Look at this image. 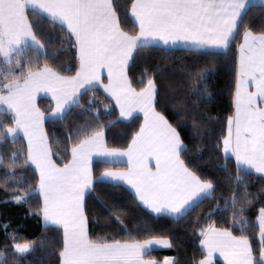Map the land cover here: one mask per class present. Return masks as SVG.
I'll return each mask as SVG.
<instances>
[{
	"label": "snow or ice",
	"instance_id": "1",
	"mask_svg": "<svg viewBox=\"0 0 264 264\" xmlns=\"http://www.w3.org/2000/svg\"><path fill=\"white\" fill-rule=\"evenodd\" d=\"M253 6L250 0H132L128 18L138 31L130 35L120 26L114 0H0V76L11 77L0 83V115L10 114L14 121L6 135L23 133L27 138V161L39 173L36 191L43 202L40 215L46 226L63 229L61 264H158L145 260V255L154 245L172 247L167 239L108 242L90 237L84 200L93 188V156L102 157V163L127 157L126 171H104L97 182L113 186L126 183L139 202L157 214L180 216L212 194V182L202 180L181 159L185 146L176 128L156 111L154 79L149 78L137 91L126 70L134 53L149 45L184 42L194 50L228 49ZM260 6L264 7V0ZM29 13L40 17L37 24L50 20L66 29L78 51L79 67L74 76L61 75L48 64L25 72L20 59L13 61V55L19 57L26 49L47 56ZM242 41L238 45L234 115L227 120L223 151L234 156L238 171L264 174V107L260 106L264 104V32L255 34L246 29ZM13 63L21 68L19 76L11 67ZM102 69H107L108 78L103 90L119 106L120 116L131 119L138 111L143 113L144 122L126 151L107 148L104 132L96 131L79 140L71 148V159L59 166L52 160L43 128L45 116L34 104L35 93L51 92L55 101L51 118L62 119L79 102L81 89L101 86ZM150 158L155 159V170L148 167ZM12 199L20 203L23 198L16 195ZM255 226L259 229L258 261L248 235L235 236L210 224L200 233L208 255L199 264H211L214 252L227 264H264V207L258 211ZM12 240L15 254L23 256L33 249V243L15 242L16 237ZM3 260L0 253V262ZM164 264L179 262L166 258Z\"/></svg>",
	"mask_w": 264,
	"mask_h": 264
},
{
	"label": "trees",
	"instance_id": "2",
	"mask_svg": "<svg viewBox=\"0 0 264 264\" xmlns=\"http://www.w3.org/2000/svg\"><path fill=\"white\" fill-rule=\"evenodd\" d=\"M131 2L114 0V7L122 30L134 35L136 26L128 18ZM29 15L47 56L26 49L19 57L13 55V61L20 59L25 72L29 67L35 70L48 64L63 74H74L77 53L66 29L50 20L37 24L40 17ZM245 29L254 33L264 31V7H251L236 38L225 51L147 46L134 53L127 68L132 87L139 91L149 78L154 79L155 109L180 134L185 146L181 159L202 180L211 181L214 190L198 206L173 218L147 211L121 184L113 186L95 180L84 200L92 239L111 242L163 237L172 247L152 251L148 257L161 259L171 255L179 264H198L204 255L200 233L211 224L235 235H248L254 259L258 261L260 244L255 223L259 209L264 207V176L248 170L247 174L238 171L233 157L222 151L227 120L233 112L236 51ZM54 35L62 45L58 56L48 50ZM53 59L62 66L55 65ZM3 67L6 72L8 66ZM11 67L19 76L21 68L14 63ZM9 79L11 77L0 76V83H7ZM78 100L62 119L47 118L43 123L52 159L59 166L70 160L71 148L79 140L96 131L104 132L107 147H128L142 123L140 115L126 121L120 119L112 100L98 87L84 90ZM51 104L49 99H38V106L45 113L50 111ZM9 127H14L11 115H0V133L4 134L0 135V253L4 257L0 264H60L62 230L42 224L41 196L36 191L38 175L27 161V147L21 133L16 137L8 136ZM124 167L125 164L96 160L92 171L96 177L106 168ZM16 195L22 196L20 203L12 199ZM12 237H16L15 242L33 243L31 252L23 256L15 254ZM215 264L221 263L216 261Z\"/></svg>",
	"mask_w": 264,
	"mask_h": 264
},
{
	"label": "crops",
	"instance_id": "3",
	"mask_svg": "<svg viewBox=\"0 0 264 264\" xmlns=\"http://www.w3.org/2000/svg\"><path fill=\"white\" fill-rule=\"evenodd\" d=\"M250 3H252V4H254V5H260V0H250ZM59 24V23H58ZM60 25V24H59ZM61 26V25H60ZM246 30V29H245ZM244 30V31H245ZM138 31V28L136 27V32ZM243 31V32H244ZM264 32V31H263ZM255 34H260V33H255ZM242 37H243V33H242V36H241V39H240V42H239V44L240 43H242L243 41H242ZM238 44V45H239ZM149 46H152V45H149ZM157 47H163V48H186V49H193L192 48V46L190 45V44H188V43H184V42H180V43H177V44H175V45H172V44H169V45H163V44H160L159 46H157ZM75 50H76V53H77V59H78V51H77V49L75 48ZM194 50V49H193ZM200 50H202V51H214V52H222V51H225V49H220V48H212V47H208V48H204V49H200ZM238 58H239V52H238V47H237V51H236V64H235V80H234V93H235V84H236V71H237V66H238ZM130 63V62H129ZM78 67H79V63H78V61H77V69H76V71L78 70ZM54 69V68H53ZM56 70V69H55ZM56 71H58V70H56ZM127 71V70H126ZM61 75H64V76H74L75 75V73L74 74H72V75H70V74H63V73H61L60 71H58ZM101 86H98V88H100L101 90H102V92L103 93H105L111 100H112V102L114 103V105H115V107L117 108V110H118V113H119V118L120 119H122V120H129V119H125V118H123V117H121L120 116V110H119V106H117L116 105V103H115V100L112 98V97H110L106 92H104V90H103V85H106L107 83H108V78H107V69H102L101 70ZM250 90L251 91H254L255 89L254 88H251L250 87ZM84 90L83 89H81V92H83ZM39 98H46V99H49L50 101H51V109H50V111L48 112V113H45V112H43L41 109H40V107L38 106V99ZM233 101H234V97H233ZM155 103V102H154ZM34 104H35V106H36V108H38L39 109V111L41 112V113H43L44 114V116H45V120L47 119V118H51V116H52V112L54 111V109H55V101L52 99V93L51 92H46V91H39V92H36L35 93V97H34ZM260 106H262V107H264V104H260ZM155 107V106H154ZM157 111V110H156ZM158 112V111H157ZM160 113V112H159ZM135 115H140L141 117H142V123H141V125L143 124V122H144V118H143V113H141V112H135L134 114H133V116H135ZM234 115V103H233V112H232V115L231 116H233ZM44 120V121H45ZM44 123V122H43ZM140 125V126H141ZM43 128H44V125H43ZM227 128H228V125H227V127H226V134H225V136L227 135ZM139 131V130H138ZM137 131V132H138ZM44 132H45V130H44ZM136 132V133H137ZM21 135H22V137H23V139H24V141H25V143H26V147H27V150H28V145H27V138L26 137H24L23 136V133H21ZM132 141V140H131ZM104 143H105V145H106V142H105V135H104ZM130 144H131V142H130ZM129 144V145H130ZM128 145V146H129ZM48 146H49V144H48ZM107 146V145H106ZM222 146H223V143H222ZM107 148H109V149H116V150H119V151H126L127 150V148L128 147H126V148H124V149H117V148H110V147H107ZM222 151H223V149H222ZM228 156H231V154H229ZM231 157H233V159H234V161H235V158H234V156H231ZM71 159V158H70ZM102 157H98V156H93V158H92V163H91V168L93 167V162L94 161H96V160H99V161H102ZM120 162H113V163H121V164H125V167L124 168H106V169H104V170H102L96 177H94V175H93V171H92V176H93V181H95V180H98V178L99 177H101L102 176V174H103V172L104 171H108V170H111V171H126L127 169H128V167H129V165H128V163H127V157H121V158H117ZM53 160V159H52ZM147 163H148V167L149 168H151L152 170H155V159L154 158H150L148 161H147ZM236 163V162H235ZM29 164L32 166V168L36 171V173H37V175H38V180H39V173H38V171L35 169V165H32L30 162H29ZM248 171H251V172H254V170H248ZM255 173V172H254ZM256 174H260V173H256ZM260 175H262V176H264V174H260ZM119 184H121V185H123V186H125L133 195H134V197L136 198V200L138 201V203L143 207V208H145L147 211H149V212H151V213H153V214H157V213H154V212H152L151 211V209H149V208H146L144 205H142L140 202H139V200H138V198L136 197V195H135V191H134V189H132L129 185H127L126 183H124V182H120ZM88 193V192H87ZM87 193H86V195H87ZM86 195H85V197H86ZM41 202H42V197H41ZM42 207H43V202H42V206H41V209H42ZM190 209V208H189ZM188 210V209H187ZM186 210V211H187ZM185 211V212H186ZM184 212V213H185ZM183 213V214H184ZM160 214H162V215H167V216H170V217H173V218H176V217H180V216H182V215H180V216H176V215H173V214H165V213H160ZM41 221H42V224L44 225V226H46L45 225V222H44V220H43V218H42V216H41ZM56 227H58V226H56ZM60 228V227H59ZM218 230H228V229H225V228H220V227H216ZM61 230H62V239H63V229L62 228H60ZM229 231V230H228ZM233 235H235V234H233ZM258 235H259V229H258ZM235 236H240V235H235ZM153 239H167V238H163V237H153V238H148V239H145V240H142V241H140V242H144V241H146V240H153ZM204 239V237L202 236L201 237V241ZM168 240V239H167ZM201 241H200V245H201ZM121 242H125V241H121ZM169 248H164V247H160V246H153L152 247V250L150 251V252H152V251H158V250H168ZM201 249H202V251L204 252V255L200 258V260H203V259H206L207 258V250L206 249H204L203 247H202V245H201ZM148 255V254H147ZM147 255H145V257H144V259L145 260H155V261H157L158 262V264H164V261H165V259L166 258H174L173 256H171V255H166V256H164L163 258H161V259H156V258H150V257H148ZM259 258H260V254H259V257H258V260H259ZM199 260V261H200ZM216 261H219L221 264H227V261L220 255V253L219 252H214L213 254H212V257H211V264H215V262ZM60 264H61V262H60ZM198 264H199V262H198Z\"/></svg>",
	"mask_w": 264,
	"mask_h": 264
},
{
	"label": "rangeland",
	"instance_id": "4",
	"mask_svg": "<svg viewBox=\"0 0 264 264\" xmlns=\"http://www.w3.org/2000/svg\"><path fill=\"white\" fill-rule=\"evenodd\" d=\"M58 39H57V35H54V36H52L51 38H50V41H49V48H48V50H50V51H54L55 52V54L54 55H61V50H62V45L60 44V43H58ZM53 63L55 64V65H58V66H62V64H60V63H58V61L57 60H54L53 59ZM223 140V139H222ZM222 149H223V146H222ZM223 154L225 155V153H224V151H223ZM22 197V196H21ZM12 198H13V196H12Z\"/></svg>",
	"mask_w": 264,
	"mask_h": 264
}]
</instances>
